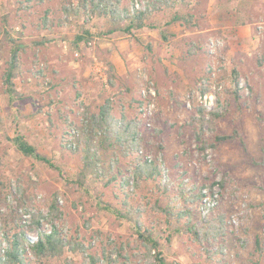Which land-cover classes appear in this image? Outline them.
<instances>
[{
    "label": "rangeland",
    "instance_id": "1",
    "mask_svg": "<svg viewBox=\"0 0 264 264\" xmlns=\"http://www.w3.org/2000/svg\"><path fill=\"white\" fill-rule=\"evenodd\" d=\"M70 1L37 5L36 0H0V231L24 227L36 238L26 210L47 218L57 196L62 217L55 224L86 252L66 249L47 264H91L87 254L103 258L97 264L155 262L154 251L148 253L134 225L98 203L122 208L118 182L106 187L91 179L89 193L67 183L82 161L64 142L80 125L85 109L96 112L109 100L117 118L123 115L140 124L141 157L151 161L153 144L163 146L156 181L136 183L130 176L135 155L122 159L115 172L126 176L119 182L130 176V205L140 210V224L153 232L165 262L264 264V0H173L172 7L151 16L156 29L114 33L79 45L74 39L82 26L107 29L109 22L93 17L83 24L82 13L60 26L63 5ZM127 4L141 6L139 0ZM175 14L181 21L166 26ZM9 39L23 48L15 99L6 94L3 82L12 54ZM201 108L208 121L219 109L220 117L213 120L216 132L239 131L244 145L235 140L211 147L214 134L206 122L208 145L200 150L199 127L193 121ZM16 134L24 135L62 173L24 157L11 141ZM180 189L188 196L200 192L201 201L184 203ZM204 197L215 202L205 216L200 209ZM173 200L191 210L193 223L219 218L223 237L205 250L208 244L196 241L187 217L169 222L156 209H167ZM46 222L42 227L50 230ZM26 262L35 264L30 252Z\"/></svg>",
    "mask_w": 264,
    "mask_h": 264
},
{
    "label": "trees",
    "instance_id": "2",
    "mask_svg": "<svg viewBox=\"0 0 264 264\" xmlns=\"http://www.w3.org/2000/svg\"><path fill=\"white\" fill-rule=\"evenodd\" d=\"M33 0H25L30 2ZM46 0H36L37 5L45 3ZM50 1V0H48ZM74 0L63 5V13L65 18L59 20L60 26H63L68 21L70 16L79 17L82 13L86 15L83 24L88 23L91 18H104L109 22L107 29H98L95 27L87 28L81 27L80 33L75 36L74 43H88L94 39L108 38L114 33H123L126 35H133L135 31L145 28L156 29L157 27L150 22V18L154 13L161 12L164 9L173 6V0H139L141 2L140 8L131 7L128 2L135 0ZM127 2V3H126ZM20 3L23 4V2ZM46 13L44 17V26L49 24V17ZM181 17L175 14L174 17L166 23L169 26L181 21ZM54 24V19L51 20ZM11 44V57L9 59L7 69L3 74V82L5 85V92L11 98L17 97L15 89L16 68L19 59V52L23 49L21 44L16 40L9 39ZM235 74V73H234ZM238 84L237 79L235 81ZM234 95L239 99L238 92ZM212 119L207 120L205 110L199 109V118L194 119L199 127L196 131V141L200 145V150H205L207 141L204 137L203 126L206 122L210 124V130L214 134L213 144L211 147L227 142L238 140L244 145L243 136L239 131H234L232 134H221L216 132L213 120L220 117L219 109L210 113ZM140 124L136 120H128L125 116L117 118L114 113L112 103L107 100L104 104L99 106L98 111L94 112L87 108L82 113L80 125L75 127V132L71 135V139L65 143V148L74 154L81 155V166L73 178L68 179L67 183L75 188L77 191L82 190L89 193V182L91 179L102 181L104 185L113 186L116 183L119 185L120 192L123 193L122 208H114L110 204H103L99 200V204L106 211L112 212L117 219L127 221L134 225L139 240L148 246V253L154 251L155 262L152 264H167L163 253L158 251L159 242L155 240L151 230L144 229L139 217L141 212L139 209H134L130 205V193L126 188L129 186L130 176L134 178L136 183L142 182L145 179L156 181L160 177L158 171L157 161L158 156L163 150L161 144H153L154 158L147 161L141 157L138 152L142 148V137L138 132ZM12 143L16 149L28 158L40 161L52 169L62 173L59 167L55 166L51 160L40 155L37 148L28 142L26 137L21 134H16L12 139ZM135 155V157H133ZM133 162L129 169L130 176L127 178L120 170L115 172V167L118 166L122 159H131ZM115 197H118L114 192ZM179 199L187 204L192 205L201 201V193L196 196H188L183 189H180ZM5 204L6 203L5 200ZM182 204H175L174 200L167 209L157 207L156 209L167 214L169 222L172 219L181 220L188 218V227L192 231L197 242L206 241L208 246L205 250L214 245L215 239L223 237V226L219 218H209L200 224L193 223L191 220V210ZM26 214L30 215L31 227L37 232L36 238H30L29 234L24 230V227H19L16 231H0V264H29L28 253L35 259V264H47L51 259H59L64 254L66 249L74 250V247H80L83 252L84 247L76 244L72 239H68L63 232V229L57 227L55 224L57 219L62 217L57 196L54 197L49 206V216L46 218L39 211L26 210ZM47 221L51 225L50 230L42 227V221ZM170 238L168 239V242ZM259 245V240H257ZM213 243V244H212ZM70 251V250H69ZM222 251V249H220ZM208 254H212L208 250ZM91 264L102 262L103 258L87 254ZM147 257V255H146ZM252 264H261L255 261Z\"/></svg>",
    "mask_w": 264,
    "mask_h": 264
},
{
    "label": "built area",
    "instance_id": "3",
    "mask_svg": "<svg viewBox=\"0 0 264 264\" xmlns=\"http://www.w3.org/2000/svg\"><path fill=\"white\" fill-rule=\"evenodd\" d=\"M136 8H138V5L136 6ZM204 195H205V192H204ZM214 205H215L214 201H211L208 197H204L203 202L201 203V208H200L203 216L208 214L210 210L214 207Z\"/></svg>",
    "mask_w": 264,
    "mask_h": 264
}]
</instances>
